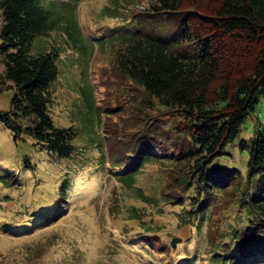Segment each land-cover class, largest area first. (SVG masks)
<instances>
[{
  "label": "trees",
  "instance_id": "16d2710c",
  "mask_svg": "<svg viewBox=\"0 0 264 264\" xmlns=\"http://www.w3.org/2000/svg\"><path fill=\"white\" fill-rule=\"evenodd\" d=\"M135 1L108 0L102 15L125 17V23L100 29L99 37H93L99 46L113 49L118 72L140 92L134 102L136 118L109 155L110 173L144 203L179 205L175 215L198 232L204 222L217 230L218 219L215 224L210 214L217 204L230 206L233 220L209 244L206 264H264V115L254 118L251 136L240 138L264 96V0H152L147 10L123 15L121 8ZM79 2L0 0L2 77L12 83L7 89H13L10 111H0V122L12 131L13 141L30 138L60 166L73 165L87 149L76 143L75 126H56L49 113L64 48L83 59L93 47V38L79 23ZM51 33L62 37L61 44L38 46ZM80 89L90 133L86 140L98 143L104 166L106 153L87 125L97 111L90 86ZM229 145L247 154L243 170L223 161L232 156ZM147 165L167 175L159 188L164 192L152 198L137 182ZM20 166L25 173L37 169L27 155ZM15 171L0 167V183L19 186L24 178ZM59 182L23 219L1 220V230L27 235L64 216L70 209L69 184L65 178ZM132 216L143 225L139 233L144 236L135 244L153 258L146 238L156 236L155 226L139 213ZM190 259L170 264H192Z\"/></svg>",
  "mask_w": 264,
  "mask_h": 264
},
{
  "label": "rangeland",
  "instance_id": "374dc122",
  "mask_svg": "<svg viewBox=\"0 0 264 264\" xmlns=\"http://www.w3.org/2000/svg\"><path fill=\"white\" fill-rule=\"evenodd\" d=\"M151 1L137 0L125 4L128 8L122 7V14L145 11ZM107 3L108 0H80L77 10L85 35L96 38L99 37L98 30L118 28L125 23V17L102 15L101 8ZM1 22L0 13V25ZM94 38L89 56L83 59L75 50L64 48L66 53L60 54L59 74L51 87L53 99L49 113L54 123L60 127L75 126L78 131L76 143L87 147L76 163H62L63 166H60L35 148L28 137L24 141H13L12 131L0 122V167H16V175L24 178L19 186L0 183V221L23 219L24 212L37 209L36 203L49 197L63 178L69 184L70 204L69 211L55 223L27 235L19 236L0 227V264H170L186 256L191 258L192 264H206L212 250L209 244L217 240V232L220 234L226 222L233 220L234 213L230 211L234 209L217 204L215 214L213 212L209 217L215 224L218 219V229L209 228V222H204V227L198 232L195 227L183 225L175 215L180 210L179 205L144 203L134 198L130 189L121 187L111 175L107 162L109 155L118 147L120 137H126L124 132L128 131L130 120L136 118L134 102L140 92L118 72L111 59L113 49L107 45L99 46ZM61 40L57 33H51L42 37L38 46L42 43L48 46L61 44ZM2 76L4 66L0 62V111L6 112L10 111L13 89H7L12 83ZM86 84L90 86L93 106L97 109L87 125L90 132L99 137L101 150L106 153L104 166L100 163L98 143L86 140L90 135L83 112L86 111V99L80 93L81 86ZM263 115L264 96L256 104L255 113L247 117L253 119H249L250 123L246 122L249 125L245 123L242 126L240 138L251 136L254 118H262ZM167 120L170 122V119ZM228 149H233L232 156L223 157V161L243 170L247 154L241 152L238 146L232 148L229 145ZM24 155L36 161L34 173H25L20 166ZM68 172H71L70 175L65 177ZM166 177L164 169L147 165L137 182L152 198L164 192L163 188H159L167 181ZM131 207L135 208L134 212ZM138 213L145 223L155 226L156 236L146 238L152 242L153 258L144 250L140 251L135 244L144 236L139 233L143 225L132 216ZM173 237L180 238V241L172 247L170 242Z\"/></svg>",
  "mask_w": 264,
  "mask_h": 264
},
{
  "label": "water",
  "instance_id": "95a60500",
  "mask_svg": "<svg viewBox=\"0 0 264 264\" xmlns=\"http://www.w3.org/2000/svg\"><path fill=\"white\" fill-rule=\"evenodd\" d=\"M180 241V238H178V237H173L172 238V240H171V245H175L177 242H179Z\"/></svg>",
  "mask_w": 264,
  "mask_h": 264
}]
</instances>
